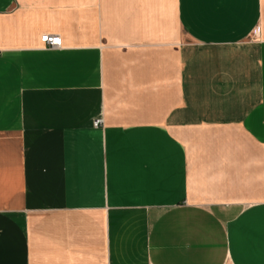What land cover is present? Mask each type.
I'll list each match as a JSON object with an SVG mask.
<instances>
[{"label":"crops","instance_id":"crops-1","mask_svg":"<svg viewBox=\"0 0 264 264\" xmlns=\"http://www.w3.org/2000/svg\"><path fill=\"white\" fill-rule=\"evenodd\" d=\"M172 1L0 0V264H264V0Z\"/></svg>","mask_w":264,"mask_h":264},{"label":"built area","instance_id":"built-area-1","mask_svg":"<svg viewBox=\"0 0 264 264\" xmlns=\"http://www.w3.org/2000/svg\"><path fill=\"white\" fill-rule=\"evenodd\" d=\"M41 42L45 45V47L49 49L59 48L61 45V39L58 35H49L45 34L40 38ZM98 123L95 122V125Z\"/></svg>","mask_w":264,"mask_h":264},{"label":"rangeland","instance_id":"rangeland-1","mask_svg":"<svg viewBox=\"0 0 264 264\" xmlns=\"http://www.w3.org/2000/svg\"><path fill=\"white\" fill-rule=\"evenodd\" d=\"M161 2H162V7H163L162 15L164 19L174 21L175 16L173 12V1L172 0H161Z\"/></svg>","mask_w":264,"mask_h":264}]
</instances>
